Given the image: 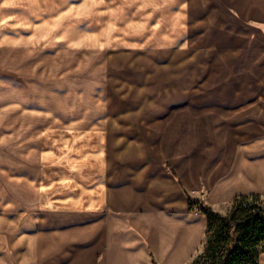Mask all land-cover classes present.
Segmentation results:
<instances>
[{
    "label": "rangeland",
    "instance_id": "1",
    "mask_svg": "<svg viewBox=\"0 0 264 264\" xmlns=\"http://www.w3.org/2000/svg\"><path fill=\"white\" fill-rule=\"evenodd\" d=\"M23 1L7 14L21 26L29 18V37L19 40L22 31L7 22L0 28L2 217L51 212L38 201L56 175L49 169L66 166L69 151L88 150V141L101 142L112 171L120 164L117 150L125 146L128 163L137 149L116 137L133 138L166 107H198L226 83L235 90L226 105L235 108L263 91L264 18L233 11L219 26L217 11L201 18L202 0ZM215 1L223 11L222 0ZM191 15L198 17L194 28ZM174 113L201 116L190 106ZM247 113L239 125L264 123ZM96 162L102 165L100 156Z\"/></svg>",
    "mask_w": 264,
    "mask_h": 264
},
{
    "label": "crops",
    "instance_id": "2",
    "mask_svg": "<svg viewBox=\"0 0 264 264\" xmlns=\"http://www.w3.org/2000/svg\"><path fill=\"white\" fill-rule=\"evenodd\" d=\"M214 1L202 0L198 13L207 20L217 11L219 26L233 11L264 18V0H222L223 11ZM23 2L5 0L0 9V28L7 22L21 30L19 40L29 37V18L21 26L7 12ZM192 17L194 28L198 17ZM232 89L229 83L216 87L198 107L168 106L164 117L147 118L133 138L118 135L117 142L133 140L137 149L128 163L122 162L125 146L117 150L120 164L112 171L99 141L69 151L66 166L49 169L56 175L38 200L51 212L0 216V264H192L206 241L207 218L189 209V199L223 214L236 198H264V123L238 124L241 114L255 116L260 109L264 121V88L239 108L226 105ZM187 106L200 118L175 116ZM98 156L102 165L94 164Z\"/></svg>",
    "mask_w": 264,
    "mask_h": 264
},
{
    "label": "trees",
    "instance_id": "3",
    "mask_svg": "<svg viewBox=\"0 0 264 264\" xmlns=\"http://www.w3.org/2000/svg\"><path fill=\"white\" fill-rule=\"evenodd\" d=\"M189 209L207 218L204 251L192 264H260L264 254V199L236 198L227 215L189 199Z\"/></svg>",
    "mask_w": 264,
    "mask_h": 264
}]
</instances>
